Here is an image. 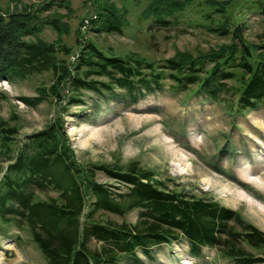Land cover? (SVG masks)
Returning <instances> with one entry per match:
<instances>
[{
    "label": "trees",
    "instance_id": "obj_1",
    "mask_svg": "<svg viewBox=\"0 0 264 264\" xmlns=\"http://www.w3.org/2000/svg\"><path fill=\"white\" fill-rule=\"evenodd\" d=\"M191 3L148 0L141 20L169 26ZM204 4L210 12L202 15V25L227 42L194 52L176 50L161 62L134 53L109 55L91 41L80 40L78 31L79 53L70 62L73 48L62 39L70 33L68 18L73 15L68 0L32 5L14 2L12 11L6 9L5 16L0 15V80L12 83L50 75L51 84L37 87L34 96L19 98L29 108L50 98L60 104L66 91L70 93L66 106H59L62 113L28 136L16 155L11 143L18 129L0 119V157L8 161L0 177V223L29 232L46 264H118L122 257L137 251L147 255L151 247L179 239L187 242L194 256L202 247H210L234 264H264V257L252 252L264 249V233L240 213L205 197L170 191L137 162L83 167L66 143L63 111L82 104L83 92L134 102L163 90L169 82V90L201 95L226 112L264 109V41L256 45L244 38L242 25L231 14V0H205ZM254 6L264 15V0H255ZM115 8L97 6V16L91 21L95 32L122 34L127 10ZM45 28L56 34L55 41L42 37ZM3 97L0 93V100ZM97 172L123 185L125 193L115 199L95 181ZM49 191L57 196L47 195ZM43 194L47 196L41 198ZM87 196L92 197L85 215L88 225L79 228ZM99 210L123 217L133 210L140 212L132 224L99 222L93 217ZM90 237L102 242L93 252L86 247Z\"/></svg>",
    "mask_w": 264,
    "mask_h": 264
},
{
    "label": "rangeland",
    "instance_id": "obj_2",
    "mask_svg": "<svg viewBox=\"0 0 264 264\" xmlns=\"http://www.w3.org/2000/svg\"><path fill=\"white\" fill-rule=\"evenodd\" d=\"M50 0H16L18 4H41ZM73 15L68 18L70 33L63 36L67 47L73 48L70 62L79 53L75 42L91 41L109 55L138 54L149 61L161 62L176 50L194 52L227 42L209 33L201 17L209 13L205 0H192L191 6L178 15L169 26L142 21L141 13L148 0H68ZM227 1V0H219ZM231 14L243 27V36L259 45L264 41V15L254 6L255 0H231ZM14 2L0 0V15L12 9ZM97 6L126 9L127 24L120 33L95 32L91 24L97 16ZM12 11V10H11ZM54 11V9L52 10ZM52 11L47 13H52ZM64 13L63 9L58 10ZM88 21L85 27L82 20ZM42 37L53 42L56 34L45 28ZM48 74L34 75L9 83L0 80V119L16 126L17 134L11 143L15 154L28 136L42 129L62 113L70 93L66 91L60 104L54 98L29 108L19 98L35 95L42 84H51ZM147 94L134 102L105 94L82 93L83 103L63 111L62 122L66 143L74 160L83 167L92 165L125 166L137 162L151 170L154 179L162 181L168 190L211 199L224 208L240 213L244 221L264 233V109L245 113L226 112L219 104L201 95L187 96L183 91L168 89ZM220 150H223L220 152ZM16 155V154H15ZM8 161L0 157V177ZM95 181L109 189L118 199L125 187L97 172ZM51 197L57 196L49 191ZM41 195V198L46 197ZM92 197L87 196L79 220V228L88 225L86 214L91 209ZM139 210L124 217L103 211L93 213L95 220L108 219L114 223H135ZM241 228V225H240ZM102 242L90 237L86 247L97 250ZM242 248L249 249L244 244ZM264 257V249L253 251ZM0 264H46V259L26 230L14 224L0 223ZM118 264H234L220 256L217 248L202 247L194 256L183 239L171 244H160L143 255L122 257Z\"/></svg>",
    "mask_w": 264,
    "mask_h": 264
},
{
    "label": "built area",
    "instance_id": "obj_3",
    "mask_svg": "<svg viewBox=\"0 0 264 264\" xmlns=\"http://www.w3.org/2000/svg\"><path fill=\"white\" fill-rule=\"evenodd\" d=\"M86 25H87V21H85V23H84L83 27H85Z\"/></svg>",
    "mask_w": 264,
    "mask_h": 264
}]
</instances>
